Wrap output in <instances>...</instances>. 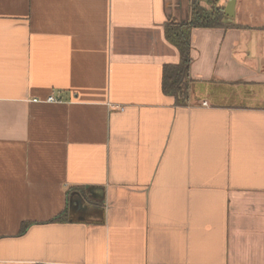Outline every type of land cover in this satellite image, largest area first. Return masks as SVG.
<instances>
[{
  "label": "crops",
  "instance_id": "0c3cea01",
  "mask_svg": "<svg viewBox=\"0 0 264 264\" xmlns=\"http://www.w3.org/2000/svg\"><path fill=\"white\" fill-rule=\"evenodd\" d=\"M193 4L0 0V264H264V0L192 29L183 104Z\"/></svg>",
  "mask_w": 264,
  "mask_h": 264
},
{
  "label": "trees",
  "instance_id": "16d2710c",
  "mask_svg": "<svg viewBox=\"0 0 264 264\" xmlns=\"http://www.w3.org/2000/svg\"><path fill=\"white\" fill-rule=\"evenodd\" d=\"M219 0H194L192 18L188 23H170L167 38L178 49L181 61L166 65L163 71V90L173 94L178 103L185 104L189 89V67L191 61V31L195 27H223L227 16L225 9L218 5ZM67 212L61 213L57 220L65 219Z\"/></svg>",
  "mask_w": 264,
  "mask_h": 264
},
{
  "label": "water",
  "instance_id": "95a60500",
  "mask_svg": "<svg viewBox=\"0 0 264 264\" xmlns=\"http://www.w3.org/2000/svg\"><path fill=\"white\" fill-rule=\"evenodd\" d=\"M237 0H229L225 6V14L227 17H234L235 16V6Z\"/></svg>",
  "mask_w": 264,
  "mask_h": 264
},
{
  "label": "built area",
  "instance_id": "2783aa9c",
  "mask_svg": "<svg viewBox=\"0 0 264 264\" xmlns=\"http://www.w3.org/2000/svg\"><path fill=\"white\" fill-rule=\"evenodd\" d=\"M34 101H39V99H34ZM45 101L54 102V101H57V98H55L54 96H50V97L46 98Z\"/></svg>",
  "mask_w": 264,
  "mask_h": 264
}]
</instances>
